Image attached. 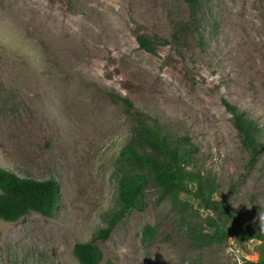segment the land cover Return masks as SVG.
Returning <instances> with one entry per match:
<instances>
[{
    "label": "rangeland",
    "instance_id": "374dc122",
    "mask_svg": "<svg viewBox=\"0 0 264 264\" xmlns=\"http://www.w3.org/2000/svg\"><path fill=\"white\" fill-rule=\"evenodd\" d=\"M204 7L198 30L185 0H0V166L59 186L53 217L0 221V264H78L74 246L105 228L114 159L131 134L127 112L110 95L174 138H189L197 166L216 176L232 210L260 227L264 157L246 168L224 101L264 129V0ZM138 34L169 43L150 55ZM143 208L97 242L101 264L258 260L253 244L196 249L154 191ZM146 226L157 231L150 246L142 241Z\"/></svg>",
    "mask_w": 264,
    "mask_h": 264
},
{
    "label": "trees",
    "instance_id": "16d2710c",
    "mask_svg": "<svg viewBox=\"0 0 264 264\" xmlns=\"http://www.w3.org/2000/svg\"><path fill=\"white\" fill-rule=\"evenodd\" d=\"M185 2L191 23L199 30L206 0ZM136 41L139 48L150 55L157 54L158 48L169 43L146 34H138ZM110 96L127 112L131 134L114 159L112 179L116 181V194L104 219L106 226L98 230L90 242L74 246L76 262L101 264L104 255L97 242L107 241L122 220L133 211L143 210L148 192L154 191L159 201L170 203L196 249H209L232 241L246 250L247 244H253L258 260L247 264H264L261 227L249 223L232 210L231 202L221 193L216 176L197 166L198 148L191 140L174 138L158 120L146 119L136 113L129 100ZM224 106L232 116L233 127L247 155L246 168L253 170L264 157V129L226 101ZM58 206L59 186L56 180L21 178L0 166V221L13 224L32 213L51 218ZM156 236L157 231L146 226L142 241L150 246Z\"/></svg>",
    "mask_w": 264,
    "mask_h": 264
},
{
    "label": "clouds",
    "instance_id": "9594fccd",
    "mask_svg": "<svg viewBox=\"0 0 264 264\" xmlns=\"http://www.w3.org/2000/svg\"><path fill=\"white\" fill-rule=\"evenodd\" d=\"M259 219H260L261 231L262 233H264V215H260Z\"/></svg>",
    "mask_w": 264,
    "mask_h": 264
}]
</instances>
